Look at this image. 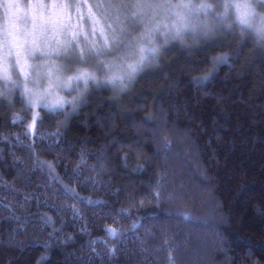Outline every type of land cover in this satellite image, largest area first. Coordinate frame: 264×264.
<instances>
[{
  "label": "trees",
  "instance_id": "trees-1",
  "mask_svg": "<svg viewBox=\"0 0 264 264\" xmlns=\"http://www.w3.org/2000/svg\"><path fill=\"white\" fill-rule=\"evenodd\" d=\"M216 55L227 62L215 65L211 82L194 87L190 81L206 75L213 66L205 61ZM158 61L120 93L118 104L111 86L101 84L70 120L43 111L42 132L68 120L67 136L51 149L45 146L55 138L47 136L29 151L33 137L23 133L31 111L21 95L13 107L0 104V205L7 206H0V264H37L43 256L45 264H169V256L175 264H264V49L216 30L209 43L193 44L190 34L183 43L169 40ZM146 116L152 125L141 123ZM161 138L171 143L170 153L157 154ZM102 149L109 156L102 171L87 172ZM82 152L89 158L81 189L63 169H76ZM33 154L60 165L55 171L63 184L91 203L58 195ZM126 154L132 157L127 169L121 164ZM138 163L148 170L135 172ZM157 181L167 185L159 202L152 196L161 191ZM13 214L51 217L56 238L42 223L19 231ZM133 225L139 227L132 231ZM105 229L122 235L111 237ZM45 244L51 246L45 250Z\"/></svg>",
  "mask_w": 264,
  "mask_h": 264
},
{
  "label": "snow or ice",
  "instance_id": "snow-or-ice-1",
  "mask_svg": "<svg viewBox=\"0 0 264 264\" xmlns=\"http://www.w3.org/2000/svg\"><path fill=\"white\" fill-rule=\"evenodd\" d=\"M9 2L20 3V0H9ZM186 6L185 0H177L176 3H172L171 0H118L116 3L109 2L95 4L94 7L101 12V15L105 18V20H111L112 24L107 25L108 31L106 33L103 27H98L99 22L93 19V28L91 32L84 36V40L86 42L85 49H88V56L91 58L88 63H91L93 60L102 61L105 57L106 51H110L113 48H119L121 46L124 48L130 47L131 41L127 38V33L129 26L131 25H143L144 32L151 33L153 30L159 31V21L157 18L162 12L165 14V18H167V14L169 12H173V14L181 22V26H177L176 22H173L172 28L174 29V35L171 36V39L179 40L181 43H183L185 40V34H190L193 44L198 43L201 38H203L206 43H209L216 29L205 25L199 30L195 28L189 30L188 27L183 24L186 19L184 13L182 11H175L177 8ZM45 7L46 6L43 3L31 2L30 0L27 9L21 10L25 12L28 20H31V27H27L25 29L23 37L18 35V23L16 21H12L11 18H9L7 28L3 24H0V35L3 36V40L0 41V81L4 82L3 86H0V104L7 102L9 107H13L14 105L12 104V101L9 99V97L12 96L17 89H20L19 85L15 84L10 78V66L8 60L6 59V55L7 57H11L14 54L16 57V64L19 66L22 60L25 64H27V61L25 60L26 46L33 52H40L41 55L55 54L57 56H61L68 52L74 41L78 43V36L81 35L82 32L74 30V27L70 24L71 18L67 16L66 9L68 7H75L77 12L80 13L81 4H57L56 0H53L51 5L52 10L48 14H45L44 12ZM57 8L62 10V14H58L56 12ZM88 11L89 16L91 17V8H89ZM167 27L168 25L165 24V28ZM68 33H71V38H67ZM97 33L98 38L92 39L91 37L97 36ZM61 34H63L66 38L63 40L59 39L58 37ZM101 39L102 42H98V40ZM240 39L243 40L244 38L240 36ZM168 42L169 40L166 43ZM85 49L82 50V57L85 54ZM227 60L228 57L226 55H216L208 58L205 63L212 65V69L204 76H197L193 78L190 83L194 87L200 88L206 83L211 82L215 76V65L219 63H225ZM158 63L159 61L157 60V66ZM81 75L83 77L86 75V73H82ZM102 83L103 82L98 81L95 85L99 86ZM126 91L117 92L115 89H113V102L118 104V97L120 93H124ZM88 92L89 89L86 88L79 92L78 96L69 100L61 96L51 84H49L48 88L43 90L38 87L30 88L25 85L21 90V95L26 97L27 102L25 105V111H31L33 108L39 106L42 109L58 110L60 114L65 115L68 120H70L74 113L78 114L80 105L82 103H87ZM66 106L71 108V112L67 111ZM24 119L28 120L29 117L26 116ZM30 119L31 123L28 125L27 130H25L23 133L25 139L28 138L30 133L33 137V144L27 145L30 152H32V150L37 146V141L42 143L44 138L47 136L54 137L55 139L45 146L46 149H51L53 145H59L60 142L67 136L68 120L61 123L55 132H42L41 129L44 124V118L36 113H33ZM141 123L150 126L154 123V121L151 117L146 116L141 119ZM60 128H63L64 131H60ZM161 143L162 147L158 149L157 154H167L172 151V145L166 139L161 138ZM107 153V149H102L100 154L97 156V166L87 168V172L99 174L109 159ZM88 158L89 157L82 152L80 153V164L76 169L71 170V172H69L67 167L63 169L66 178L69 180V183H71L74 178L76 179L77 188L82 189L86 186V182H81L79 177L85 171ZM33 159L39 170L41 172L46 171L51 179V182L58 186V195L62 194L67 198L79 200L83 203H91L89 198L80 196L76 189L70 188L63 184L60 176L55 171V169L59 168L60 165L41 161L35 156V154H33ZM131 161L132 157L127 154L121 158V164L125 169L128 168V165ZM133 170L137 173H143L148 169L144 165L138 163ZM163 179L164 174H161V181ZM161 181H157V186L161 189V191L152 193L153 198L158 202L164 199L163 190L167 187V185L163 184ZM91 186H96L95 179L91 180ZM112 194L118 195L119 189H117L116 192ZM143 204L144 201H141L140 206L143 207ZM0 206L7 207L4 205ZM41 206H43L41 202H38L36 205L37 209H39ZM73 215L75 218H80L79 212L75 209H73ZM119 215L127 216L128 213L121 210ZM176 215L183 219H190L186 213L178 212ZM9 219L10 222H14L19 225V231H23L33 223H42L44 227H52L53 232L51 233L50 238L53 240L56 238L57 230L54 227L55 221H53L51 217L41 215L39 220H32L28 218L21 220L19 217H16L13 214V216ZM139 219H143V217H140ZM137 227H139V225H133L132 231H135ZM105 231L108 232L109 236L115 237L117 239L122 235V233L118 232L116 229H105ZM69 239H71V237H69ZM50 246V244L43 245L45 250H47ZM108 252L109 255H114L115 249L109 248ZM47 259V256H43L37 261V264H45ZM169 264H175V261L172 260L171 256H169Z\"/></svg>",
  "mask_w": 264,
  "mask_h": 264
},
{
  "label": "clouds",
  "instance_id": "clouds-1",
  "mask_svg": "<svg viewBox=\"0 0 264 264\" xmlns=\"http://www.w3.org/2000/svg\"><path fill=\"white\" fill-rule=\"evenodd\" d=\"M185 4L186 7L177 8L175 11L184 13L186 19L183 24L189 30H199L207 25L216 30L236 32L244 39L251 40L258 48L264 49V0H185ZM27 7L22 0L20 3L0 0V24L7 28L11 18L18 23V35L23 37L29 20L21 10H26ZM166 19L167 23L164 20L159 21V31H143L130 39V47L121 46L106 51L102 61L71 64L62 55H41L26 46L27 64L22 60L17 66L15 55H6L10 78L21 90L25 85L43 90L49 84L59 94L70 90L74 93L71 99L98 81L111 86L117 92L126 91L144 69L156 65L161 48L173 34V22L181 26L173 12H169ZM165 24L168 25L167 28ZM160 37L163 39H159ZM85 55H89L87 48ZM82 73L86 75L82 77Z\"/></svg>",
  "mask_w": 264,
  "mask_h": 264
},
{
  "label": "rangeland",
  "instance_id": "rangeland-1",
  "mask_svg": "<svg viewBox=\"0 0 264 264\" xmlns=\"http://www.w3.org/2000/svg\"><path fill=\"white\" fill-rule=\"evenodd\" d=\"M23 3H26L27 5L30 3V0H22ZM31 2H40L43 3L46 7L44 9L45 14H48L52 9H51V5L53 3V0H31ZM116 3L118 2V0H100V3ZM172 3H176L177 0H171ZM57 4H68V5H74V4H81V12L78 13L75 7H68L66 9V13L67 16H69L70 19V24L74 27V30L77 31H81L82 34L78 36V43L77 42H73L72 47L68 50V52L64 55H62V58L67 61L68 63L71 64H86L88 63V61L91 59L89 56H86L85 54L83 55V57L81 56L82 50L85 49V40H84V36L88 35L92 28H93V19L97 20L99 22L98 27H103L105 29V32L107 33L108 29H107V25L108 24H112L111 20H105V18L101 15V12L98 11L94 5L89 1V0H56ZM91 8L92 10V16H89V11L88 9ZM56 12L58 14H62V10L60 8L56 9ZM168 16V14H167ZM158 21L160 20H164L165 23L168 22V20L165 18V14L162 12L161 15L157 18ZM28 27H31V20L29 19V23H28ZM141 27L142 29L135 31L136 28ZM144 31V27L141 24H135V25H131L129 26V30L127 33V38L131 39L132 37L139 35L140 33H142ZM171 35H174V29L172 30ZM186 35V34H185ZM59 39L63 40L66 37L61 34L59 37ZM67 38H71V33H68V37ZM92 39H97L98 38V33L97 36H93L91 37ZM159 39H163V37H160ZM3 40V36L0 35V41ZM169 40H172L171 38H169ZM98 42H102L101 40H98ZM4 82L0 81V86H3ZM105 84V83H102ZM101 85V84H100ZM96 87V85H92L89 88V92L90 90ZM88 92V93H89ZM21 95V89H17L14 94L12 96L9 97V99H11V101L16 97V95ZM74 93H72L70 90H64L63 92L60 93L61 96L65 97V99H71V96ZM22 96V95H21ZM26 101V97L22 96ZM66 108L68 109L69 107L66 106ZM43 111H47V112H55L58 110H48V109H42L41 107L37 106L36 108H33L31 110V116L33 115V113L38 114L39 116L42 115ZM31 123V120L29 121L28 125ZM27 125V127H28ZM31 134V133H30Z\"/></svg>",
  "mask_w": 264,
  "mask_h": 264
}]
</instances>
